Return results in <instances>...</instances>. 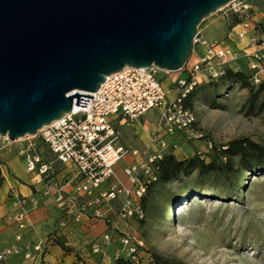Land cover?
Instances as JSON below:
<instances>
[{
    "label": "water",
    "instance_id": "obj_1",
    "mask_svg": "<svg viewBox=\"0 0 264 264\" xmlns=\"http://www.w3.org/2000/svg\"><path fill=\"white\" fill-rule=\"evenodd\" d=\"M235 0H0V137L87 107L126 67L184 70L201 22Z\"/></svg>",
    "mask_w": 264,
    "mask_h": 264
},
{
    "label": "rangeland",
    "instance_id": "obj_2",
    "mask_svg": "<svg viewBox=\"0 0 264 264\" xmlns=\"http://www.w3.org/2000/svg\"><path fill=\"white\" fill-rule=\"evenodd\" d=\"M252 1L251 14L264 23V0ZM228 14L218 11L205 18L198 32L212 41H227L233 19V14ZM238 31L235 29V32ZM193 62L195 59L190 60V63ZM231 68L237 70L234 65ZM248 69L249 66L247 70H239L248 72ZM187 76L185 71L159 72L158 79L169 101H173L177 95L178 82L168 86L170 80L173 77L186 79ZM204 78L208 82L209 78ZM261 78L264 82V70ZM223 94L217 100V106L195 102L193 112L196 124L187 132L168 135L161 124V111L153 109L136 121L127 120L119 131L120 140L137 148L141 159L145 157L154 137L166 140L170 146L166 154H173L179 160L199 154L207 156L214 146H226L241 138L264 146V113L257 115L248 110V91L234 85ZM29 142L36 144L43 158L52 159L53 154L38 137L33 140L22 138L16 143H9L6 138L0 137V170L8 159V150L14 149L16 156L23 161L19 150ZM173 146L177 148L173 149ZM156 152L157 146L151 154ZM131 158L129 154L118 163L119 166L123 169L128 167L132 163ZM123 175L124 179L126 177L130 181L125 173ZM238 176L240 187L236 191L219 185V190L229 191L231 197L210 192L213 183L199 178L196 173L157 188L156 194L144 208L142 199L147 193L146 189L142 197L133 199L136 215L126 221L121 220L126 222L123 227L115 222L120 228L116 232L118 238L130 240L129 245H123L117 256L130 260L132 264H153V253L175 264H264V167L250 172L240 170ZM143 180L142 183L149 185L150 179L144 177ZM195 187L209 192H206L205 197L193 192L185 197L187 190ZM52 234L48 241L54 240ZM77 257L81 259L79 254Z\"/></svg>",
    "mask_w": 264,
    "mask_h": 264
},
{
    "label": "built area",
    "instance_id": "obj_3",
    "mask_svg": "<svg viewBox=\"0 0 264 264\" xmlns=\"http://www.w3.org/2000/svg\"><path fill=\"white\" fill-rule=\"evenodd\" d=\"M252 0H235L220 9L225 15L233 14L239 17L241 22L232 28H240L238 36L247 38L249 47L238 53L224 47L218 42H208L196 36L194 48L201 45L206 48L205 55L198 61L188 63L184 70L188 73L186 79L178 80L177 95L173 101L167 99V94L162 82L158 79L161 72L158 68L136 69L126 67L122 71L107 78L100 89L91 93L92 99L87 102V107H79L74 103L70 113L64 114L59 120L42 128L37 135L25 137L28 140L40 138L56 160L65 166L76 170L77 178L69 185L74 187L75 195L67 194L59 180L52 178L54 168L52 162L43 158L36 144L27 143L19 150L26 170L33 175L35 184L48 180V186L44 195L53 197L58 206L69 217L80 223L84 210L78 207L79 198L87 199L88 206H99L105 199L114 200L118 195L125 196L119 213V219L126 221L136 215L133 207V199L140 198L146 193L147 185L142 183L144 177L151 182L157 180L155 176L156 164L163 160L169 144L162 138L154 137L152 143L157 146L155 154L146 153L141 161L131 165L125 170L130 178L131 186L126 187L118 183L109 193H103L102 187L111 179H116L115 167L129 154L140 157L137 150H131L119 144L120 133L114 121L122 117L129 121H136L153 109H159L162 115V123L167 134L172 136L189 131L196 124L195 113L184 108L183 100L194 87L204 81L217 80L224 75L226 66L234 65L240 59L249 62L248 72L255 85L263 82L261 75L264 67V23L256 20L253 14ZM194 54V53H193ZM202 80V81H200ZM208 80V81H209ZM9 143L11 142L7 139ZM177 148L173 146V149ZM0 149V153H1ZM1 156V155H0ZM18 198L16 205L23 208L26 201ZM26 211L21 210L14 216L15 223L20 229L24 228ZM117 223H112L110 233L103 236V242L109 245L112 236L119 231ZM20 240V237L18 238ZM95 253H101L102 248L94 239ZM129 238L124 237L122 244L127 247ZM41 251V248H37ZM9 252H0V261L6 262ZM30 257V256H28ZM121 256H117V260Z\"/></svg>",
    "mask_w": 264,
    "mask_h": 264
},
{
    "label": "crops",
    "instance_id": "obj_4",
    "mask_svg": "<svg viewBox=\"0 0 264 264\" xmlns=\"http://www.w3.org/2000/svg\"><path fill=\"white\" fill-rule=\"evenodd\" d=\"M238 29V33L231 29L226 38L228 42L212 41L199 34L208 42H218L224 47L233 48L232 50L242 53L249 47V43L247 38L238 36L241 31L239 27L236 28ZM205 53L206 48L198 44L194 48L192 59L196 62ZM236 65L239 69L247 70L249 62L246 59H240ZM181 79L184 78L173 77L168 86ZM126 123L127 120L122 117L114 121L119 131ZM119 144L138 151L137 148L126 145L122 140ZM155 150L156 145L150 143L145 154L154 153ZM8 151V159L3 162L0 170L3 178V183L0 185V252H9L6 262L9 264H115L117 255L123 249L122 239L114 233L111 244L107 245L103 242V236L110 233L112 223L119 222L121 227L126 224L119 219L125 196L120 194L114 200L105 199L101 205L91 207L88 206L86 198L80 197L78 207L84 210V215L82 221L77 223L74 218L67 216L61 210L52 196L44 195L48 180L35 184L33 175L28 173L24 161L16 156V151L14 149ZM140 159V157L132 156V163L128 167L138 163ZM48 161L52 162L54 168L52 178L60 181L65 193L75 195L74 187L68 182L77 178L76 170L73 167L62 165L54 156ZM128 167L123 169L118 164L115 167L116 179L109 180L102 187V192L109 193L118 183L130 187V181H127L126 177L124 179L123 175ZM14 193L26 201L23 208L16 205L18 198L13 196ZM21 210L27 213L23 229H20L14 221V216ZM51 233H53L51 238L54 240L48 241ZM56 237L64 239L72 252L68 253L55 245ZM94 239H97L101 246V253H95ZM38 247L41 251L37 250ZM78 254L81 257L80 260H78Z\"/></svg>",
    "mask_w": 264,
    "mask_h": 264
},
{
    "label": "trees",
    "instance_id": "obj_5",
    "mask_svg": "<svg viewBox=\"0 0 264 264\" xmlns=\"http://www.w3.org/2000/svg\"><path fill=\"white\" fill-rule=\"evenodd\" d=\"M240 22L239 17L233 15L231 28ZM234 85H239L248 91L247 105L251 113L257 115L264 113V82L255 85L249 72L235 70L229 66L224 68V75L217 80H209L196 85L184 98L183 106L191 111H193L196 101L217 106V100L223 97V92L230 91ZM155 167L157 180L147 184V193L142 199L144 208L156 194L157 188H163L183 178H189L195 173L199 178L210 180L213 183L212 189H209L210 192L231 197L232 194L229 191L219 190V185L227 186L228 189L234 191L238 190L240 187L238 182L240 170L250 172L264 167V146L248 138H241L228 143L226 146H214L207 156L199 154L186 160H179L173 154H167ZM2 183L3 178L0 171V185ZM209 191L195 187L188 189L185 197H188L192 192L205 197L206 192ZM54 243L62 250L68 253L72 252V249L66 245L65 240L61 237H56ZM152 257L153 264H175L157 253H153ZM0 264L6 263L0 261ZM116 264H132V262L121 257Z\"/></svg>",
    "mask_w": 264,
    "mask_h": 264
}]
</instances>
